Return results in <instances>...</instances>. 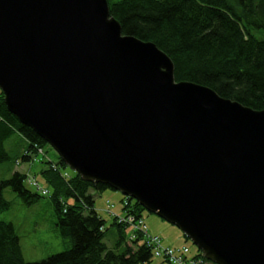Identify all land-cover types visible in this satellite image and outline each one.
<instances>
[{
  "label": "water",
  "instance_id": "95a60500",
  "mask_svg": "<svg viewBox=\"0 0 264 264\" xmlns=\"http://www.w3.org/2000/svg\"><path fill=\"white\" fill-rule=\"evenodd\" d=\"M0 89L82 179L176 225L216 264H264V109L176 80L108 0H0Z\"/></svg>",
  "mask_w": 264,
  "mask_h": 264
},
{
  "label": "trees",
  "instance_id": "16d2710c",
  "mask_svg": "<svg viewBox=\"0 0 264 264\" xmlns=\"http://www.w3.org/2000/svg\"><path fill=\"white\" fill-rule=\"evenodd\" d=\"M108 1L123 33L155 42L172 58L176 80L202 83L222 96L264 109V0ZM9 140L11 146L27 144L12 155L5 145ZM45 146L51 145L7 108L0 89V163L32 161ZM45 163L40 173L51 186L55 226L61 235L70 237L71 246L28 261L14 223L0 219V264H151V245L141 232L128 244L125 230L129 224L119 221L118 215L111 223L114 247L105 242L109 228L95 208L94 194L110 188L107 184L84 180L69 171L57 153L56 160ZM27 178V173L17 169L8 178H0V212L11 206L4 196L7 187L28 205L45 195L28 187ZM144 209L130 197L123 207L136 217H142ZM194 257L201 258L202 264H216L200 249Z\"/></svg>",
  "mask_w": 264,
  "mask_h": 264
},
{
  "label": "rangeland",
  "instance_id": "374dc122",
  "mask_svg": "<svg viewBox=\"0 0 264 264\" xmlns=\"http://www.w3.org/2000/svg\"><path fill=\"white\" fill-rule=\"evenodd\" d=\"M26 144L27 142L24 145L20 143L11 146V141L9 140L5 145L10 153L14 155L20 152L19 148L21 145L24 148ZM56 153L52 146H45L43 153H38L32 161H19L17 163L14 159H11L0 163V178H8L17 169L38 180L42 184V187L48 190L47 194L42 192L45 195L32 205L25 204L11 188L7 187L4 190V196L11 201V206L0 212V219L9 220L14 223L23 255L28 261L39 260L49 254L65 250L71 246L70 237L61 235L55 226V210L53 202L50 199L51 186L45 182L40 173V170L46 165L45 160L51 158L56 160ZM68 170L72 169L69 167ZM25 183L32 189L37 188L27 180ZM94 196L95 208L106 220V226L109 228L107 229L105 242L109 247H114L115 229L111 227V223L114 215L122 216L126 214L123 207L127 196L121 191L112 188L95 192ZM72 200L70 198V201ZM142 218L147 231L152 235L160 236L164 245H187L189 247L186 260L183 263H171L167 259L153 255L151 264H192L190 259L199 251V248L191 239L186 238L176 225L146 209L142 210ZM130 230L131 226H128L125 231L128 239L127 243L131 245L133 241L128 237ZM199 264H202V262Z\"/></svg>",
  "mask_w": 264,
  "mask_h": 264
},
{
  "label": "built area",
  "instance_id": "2783aa9c",
  "mask_svg": "<svg viewBox=\"0 0 264 264\" xmlns=\"http://www.w3.org/2000/svg\"><path fill=\"white\" fill-rule=\"evenodd\" d=\"M27 180L30 184H34L41 192H48V190L43 188L38 181L35 180V178L28 177ZM119 221H126L131 225L129 235L131 240L136 237L138 232H141L146 238V241L151 245L153 255L167 259L171 263H183L186 260L187 253L189 251V247L187 245L178 247L164 245L160 236L152 235L147 231L142 217H136L135 214L128 212L126 215L119 217ZM190 261L192 264H199L202 262V259L199 257H193Z\"/></svg>",
  "mask_w": 264,
  "mask_h": 264
},
{
  "label": "crops",
  "instance_id": "0c3cea01",
  "mask_svg": "<svg viewBox=\"0 0 264 264\" xmlns=\"http://www.w3.org/2000/svg\"><path fill=\"white\" fill-rule=\"evenodd\" d=\"M177 246V245H176Z\"/></svg>",
  "mask_w": 264,
  "mask_h": 264
}]
</instances>
